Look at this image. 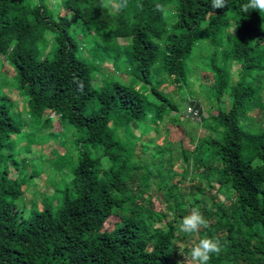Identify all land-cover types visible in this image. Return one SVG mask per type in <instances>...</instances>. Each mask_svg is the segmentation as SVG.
Wrapping results in <instances>:
<instances>
[{
    "label": "trees",
    "instance_id": "trees-1",
    "mask_svg": "<svg viewBox=\"0 0 264 264\" xmlns=\"http://www.w3.org/2000/svg\"><path fill=\"white\" fill-rule=\"evenodd\" d=\"M247 3L226 0L213 9L212 0H58L68 19H53L45 0H0V56L27 98L37 133L52 134L58 118L82 132L76 145L99 152L79 150L54 204L24 216L17 200L27 186L10 178L8 167L23 170L30 150L28 143L24 152L14 150L20 129L8 112L11 100L0 94V264H187L192 245L205 237L220 242L208 264H264V12H243ZM69 25L93 38L89 61ZM196 44L210 76L199 85L202 103L216 111L201 117L206 134L188 154L183 145L191 135L171 120L164 124L162 139L177 140L181 160L190 159L195 173L186 181L185 170L170 171L172 182L161 163L155 171L157 161H143L148 145L153 156L164 150L144 136L177 113L161 86L167 81L187 92ZM105 61L129 83L101 76L92 84ZM151 175L170 201L153 220ZM36 176L29 169L27 181ZM184 182L188 201L174 193ZM193 208L208 223L186 234L179 221ZM179 237L193 242L181 253Z\"/></svg>",
    "mask_w": 264,
    "mask_h": 264
},
{
    "label": "rangeland",
    "instance_id": "rangeland-1",
    "mask_svg": "<svg viewBox=\"0 0 264 264\" xmlns=\"http://www.w3.org/2000/svg\"><path fill=\"white\" fill-rule=\"evenodd\" d=\"M45 3L53 19H55L57 16L63 17L64 19L67 18V14L64 13L62 9H60L58 0H45ZM163 11L164 17L167 18L170 8L168 6H165ZM68 31L80 46V53H82L80 55L88 60V50L93 44V38L91 37V35L84 34L85 36H83V33L79 29L73 28L71 30L70 25L68 26ZM200 47L201 44H196V51L192 52L191 58L187 62V66L190 67L189 77L187 81V92L184 90L179 92L167 81H165V83L161 86V90L165 93L168 100L176 107L177 113L181 115L176 113L173 118L164 119L160 122V125L155 133L149 131L144 136L145 140H160L161 146H163L164 150L163 152L160 151L161 153L158 152L155 156H153V145H148L147 150L144 151L142 156L143 161H157V166L156 164H154V168L152 167L155 171L160 170L159 163H161L160 172L167 173L169 177L171 172L177 174L182 170H185L186 181L191 178H195V173L191 165V161L190 159H188L186 163H184L181 160V157L179 155L180 147L176 139L172 138L170 141H166V138L162 139L164 134L163 126L164 124L169 123L171 120L174 123L180 124L185 132L188 135H191L192 143H188V141L184 140L185 145H183V147L187 151V154L189 151H191V149L195 147L198 142V138L206 134L205 128L208 123H206L205 120H200L199 117H204L206 114L214 115L216 110L215 107H213V104L208 105L202 103L203 95L201 93V88L199 85L208 84L210 76L208 72L204 68H202L204 67L203 63L201 62L202 59L199 57L196 58L197 56H199V54H201V57H204L205 55L202 50H198V48ZM236 68L237 67L233 64L229 66L231 75L234 74L233 72H235ZM91 76L92 84H98L101 76H107L109 79L117 80L126 85L130 81V77L127 74L112 70L110 61L103 62L99 66L98 72H94ZM261 84L263 85V80ZM0 94L8 95V98L11 100V103L6 102L9 107L8 112L13 123L20 129V133L14 139V141H16V143H14L16 144L14 150L24 152L26 143H28L27 149L30 150L27 156L26 166L23 170L18 171V169L10 166L8 167L9 177L20 181L24 185L23 187L27 186L25 196L17 200V204L23 206L21 207L23 215L27 216L30 212L39 210L42 203L50 202L51 205L54 204L55 197L60 195V191L65 186H67L69 182L70 170L77 160L79 150H85L89 155L93 157L99 155V152H96L97 154H95V151L88 146L80 147L76 145L75 143L82 136V132L69 127L58 118L53 119V123L50 127L51 131L53 132L52 134L42 135V133H37L36 126H38V124L36 125V123L28 117L26 107L27 98L21 94L20 90L17 89L16 82L11 72V68L6 64V61L3 60L2 56H0ZM188 102H194L198 105V109L200 110L201 115L197 118L198 126H194V120H196L195 117H197L196 114L192 115L191 117L188 116V119L190 121L185 119V115L191 110L187 106ZM200 104L202 105L201 107ZM248 122L251 130H255L256 128H258L259 123L256 120L251 118ZM56 124H58L62 130H55ZM138 131L139 128H136L135 133L137 134ZM51 160L54 161L55 167H51L48 169ZM59 165H62L63 168L60 172L57 173L55 169L56 166ZM29 169L34 173H37V176L34 178H30L29 181H27ZM171 180L173 182L174 178L171 179L170 177L169 181ZM178 187L179 188H176L174 190V193H181L184 201H188V196H186L185 182L179 184ZM164 190L165 188L161 184H159V182L156 180V178H154L153 175H151L149 177L146 189V195L148 197L147 202L151 205V220L158 218L160 210L165 206H170V201H167L163 197ZM33 192L37 194L35 195L33 194ZM222 198L223 195H220L219 199ZM192 244L193 242L191 241V238L188 239V241H185L183 238L179 237L178 246L180 248L178 252L181 253L182 245L190 246Z\"/></svg>",
    "mask_w": 264,
    "mask_h": 264
},
{
    "label": "clouds",
    "instance_id": "clouds-1",
    "mask_svg": "<svg viewBox=\"0 0 264 264\" xmlns=\"http://www.w3.org/2000/svg\"><path fill=\"white\" fill-rule=\"evenodd\" d=\"M126 4V0H125ZM213 9H223L226 6V0H212ZM117 8L120 5H116ZM264 12V0H248L247 4L242 5L243 12L247 13L249 9ZM207 220L201 212L193 208L189 214L183 216L179 221V230L186 234L197 233L201 228L207 226ZM220 251L219 240L211 238L199 239L194 243L187 256V264H208L212 253Z\"/></svg>",
    "mask_w": 264,
    "mask_h": 264
},
{
    "label": "water",
    "instance_id": "water-1",
    "mask_svg": "<svg viewBox=\"0 0 264 264\" xmlns=\"http://www.w3.org/2000/svg\"><path fill=\"white\" fill-rule=\"evenodd\" d=\"M187 106L189 109H191L189 112H187V115L189 117H191L192 115L196 114V116L200 115V110L198 109V105L194 102H188ZM199 119L201 120L202 118L199 117Z\"/></svg>",
    "mask_w": 264,
    "mask_h": 264
}]
</instances>
